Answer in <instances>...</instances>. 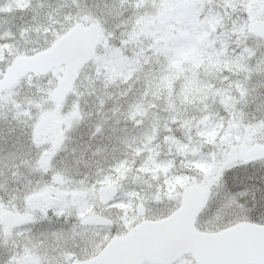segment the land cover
<instances>
[{
    "label": "rangeland",
    "instance_id": "rangeland-1",
    "mask_svg": "<svg viewBox=\"0 0 264 264\" xmlns=\"http://www.w3.org/2000/svg\"><path fill=\"white\" fill-rule=\"evenodd\" d=\"M2 17L0 75L13 56L49 45L60 27L94 23L102 39L62 103L50 102L61 69L22 78L1 93L0 136L14 128L28 151L65 152L70 183L78 181L79 168L114 159L108 169L120 187L132 184L126 191L134 201L161 206L173 195L168 181L228 182L231 199L246 197V219L252 218L257 200L264 216V189L253 187V178L244 180L246 169L261 170L264 162L236 167L245 164L237 159V146L264 143V39L248 31L250 23L264 21V0H0ZM22 17L28 23L44 18L58 28L21 27ZM24 90H36L34 99H23ZM128 90L135 92L129 104L122 101ZM160 98L164 101L158 103ZM21 103L27 110H13ZM194 106L206 112L189 113ZM217 106L225 116H218ZM121 108L132 116L126 122L132 128L111 124ZM8 138H0V181H17L6 163L25 150L14 147L19 140ZM100 155L98 164L94 157ZM47 164H36L35 179L31 173L19 174L41 186L21 189L24 196L44 190L52 175ZM176 166L187 173L193 168V177L173 173ZM8 191L0 189V205ZM13 191L16 197L20 190ZM238 201L232 205L241 206Z\"/></svg>",
    "mask_w": 264,
    "mask_h": 264
},
{
    "label": "flooded vegetation",
    "instance_id": "flooded-vegetation-1",
    "mask_svg": "<svg viewBox=\"0 0 264 264\" xmlns=\"http://www.w3.org/2000/svg\"><path fill=\"white\" fill-rule=\"evenodd\" d=\"M35 92L36 90H24L20 96H24L25 100L34 99ZM23 104L13 105V110L26 108ZM217 109L218 116H225L221 107L217 106ZM213 110L212 105L211 111ZM190 112L197 115L195 111ZM11 129L10 134L2 135L0 138L7 136L10 137L8 139L19 140L20 143L15 144L14 147L23 146L25 151L6 163L9 172L15 173L14 175H18V180L20 178L22 180L16 181L13 178L0 181V189L9 190L8 196L0 205V264H12V262L15 264H152L138 257L133 260L125 254H133L134 250L136 252L140 249L145 250V247H148L145 243L150 235L155 237L159 233H165L166 236H176L180 233V230L176 232V225L180 228L177 221L169 222L167 226L160 225V229L155 228L156 230L150 231L148 228L145 232L146 222L166 220L176 211H179L180 217H184L195 209L193 224L202 232H216L242 221L264 224L253 217L256 215L264 219L260 214L258 200L254 210H250L252 218L246 219L247 209H250H246L248 204L244 200L246 197L239 201L231 199L228 182L201 180L178 181L173 184L168 181L166 186L173 195L158 206L153 202L145 203L142 199L134 201L126 191L132 184H121L123 187H120L117 176L109 164L114 160L112 159L101 162L106 165L95 166L93 169L79 168L78 181L70 183L68 157L65 152L63 154L51 150L39 154L36 150L28 151L27 145L22 143V135L18 134L17 130L14 131V128ZM41 135H38V140L41 139ZM26 150L29 153L26 154ZM46 154L50 155L46 156ZM96 158L99 164L102 155L94 157ZM107 158H114V155L109 154ZM240 161L261 164L264 158L255 157ZM46 163L52 175L47 178L44 190L36 197L24 196L21 189L33 185L38 189V186L39 188L41 186L32 180V182L24 181V177L19 174L31 173V179H35L38 172H36V164ZM189 168L192 171L187 173L176 166L173 173L180 176L184 173L185 176L192 178L194 170ZM246 177L256 180L254 184L250 183L253 187L258 190L264 189V168L250 173L246 169L244 180ZM190 186L199 188L190 193L191 198L197 200L203 193L205 194L198 209L192 203L183 205L184 191ZM72 188L74 190H71ZM13 190H20L16 197L13 195ZM236 201L242 205H232ZM138 205L141 207L139 208ZM52 208H57L59 215L53 214ZM235 217L239 219L230 223ZM131 232H134V236L124 241ZM188 258L190 256L186 255L168 264H182V260Z\"/></svg>",
    "mask_w": 264,
    "mask_h": 264
},
{
    "label": "water",
    "instance_id": "water-1",
    "mask_svg": "<svg viewBox=\"0 0 264 264\" xmlns=\"http://www.w3.org/2000/svg\"><path fill=\"white\" fill-rule=\"evenodd\" d=\"M252 30L264 33V26L256 23ZM99 39L95 25L84 27L74 24L49 48L15 57L0 79V92L13 85L21 75L43 74L52 67H63L52 94L53 101H60L69 92L79 69L93 57ZM258 155L264 156V146L241 149L240 153L244 158ZM194 217V213L188 217L172 215L165 220V224L177 221L180 228L176 225V232L180 230V233L172 238L161 235L154 240L150 237V247L145 253H140L142 257L151 262H162L166 258L172 261L183 254H190L196 264H264L263 226L240 222L217 233H202L193 227ZM158 225L152 224L153 227Z\"/></svg>",
    "mask_w": 264,
    "mask_h": 264
},
{
    "label": "trees",
    "instance_id": "trees-1",
    "mask_svg": "<svg viewBox=\"0 0 264 264\" xmlns=\"http://www.w3.org/2000/svg\"><path fill=\"white\" fill-rule=\"evenodd\" d=\"M40 1H45V0H38V2H40ZM49 1V0H48ZM37 12V11H36ZM37 13H35L34 14V16L36 15ZM21 15H23V13H21ZM21 17V16H20ZM7 18V17H6ZM3 19V17L2 18H0V21H3L2 20ZM31 20H33V19H31ZM35 22V21H34ZM50 21H46V19H39V21L37 22L36 21V25L38 26V27H40V29H43V28H46V27H50V26H52V27H56V28H58V25H57V23H52V24H50L49 23ZM18 23H20L21 25V27L22 26H24V25H26L27 23H28V19H25L24 17H22L21 19H19V22ZM69 25H67V26H63V27H60V28H58L57 29V31H56V33H57V35H59L60 33H62L67 27H68ZM51 28V27H50ZM39 29V31H42V30H40ZM48 35V34H47Z\"/></svg>",
    "mask_w": 264,
    "mask_h": 264
},
{
    "label": "snow or ice",
    "instance_id": "snow-or-ice-1",
    "mask_svg": "<svg viewBox=\"0 0 264 264\" xmlns=\"http://www.w3.org/2000/svg\"><path fill=\"white\" fill-rule=\"evenodd\" d=\"M50 154H46V156H48ZM247 163H252V161H247L245 162V164H238L236 165V167H244L246 166ZM51 211L53 212V214L59 215V211L57 208H52ZM45 218H46V214H45ZM12 264H15V262H12Z\"/></svg>",
    "mask_w": 264,
    "mask_h": 264
}]
</instances>
